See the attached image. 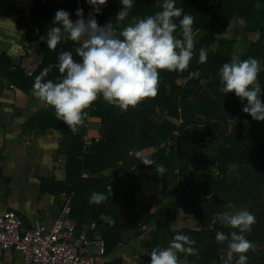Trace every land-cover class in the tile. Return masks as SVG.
Instances as JSON below:
<instances>
[{
	"label": "trees",
	"instance_id": "trees-1",
	"mask_svg": "<svg viewBox=\"0 0 264 264\" xmlns=\"http://www.w3.org/2000/svg\"><path fill=\"white\" fill-rule=\"evenodd\" d=\"M161 2L162 0H134L128 15L142 18L147 14H154L161 10ZM90 6L92 5L86 3V0H34L32 17L37 22L41 20L38 24L40 37L44 35L46 39L47 30L53 26L52 19L57 9L68 10L70 18L76 19V8H83V15L87 17ZM175 6L181 7L185 13L194 17V30H206L194 44V54L188 67L183 71L159 69L157 94L143 98V108L135 115V109L129 106L122 114L105 116L100 113L105 105L99 102L98 97L92 101L89 108L83 111L101 115V137L97 141L94 139L82 158H78L83 144L78 141V134L73 135L70 143L75 142V147L73 151L66 153V178L56 180L53 177H39L40 191L53 195L73 192L75 197L80 198L79 207L72 209L70 216L76 218L78 224L96 221L104 236L105 252H109L116 245L121 230L155 225L158 230L166 231L172 236L176 232H182L192 238L194 233H199L200 237L194 240L195 243L203 244V248L192 257H200L203 264H207L208 257L212 254L216 257L217 264H220L221 258L224 257L215 254L214 242L205 238H210L217 230L226 234L238 230L219 221L209 227L213 214L226 210L229 202L236 208L247 207L256 217L251 231L246 232V238L255 245L254 249L246 253L247 264H264V119H253L249 113L242 110L243 104L247 102L246 98L242 101L233 91L223 93L220 90L218 69L224 62L230 61L233 40L218 39L216 49L207 53L206 61L198 62V50L208 47L215 40L214 31L225 29L233 18L238 17L242 19L248 32L257 33L254 39H249L247 50L240 58L256 57L264 63V0H204L201 4L199 0H176ZM121 7L119 0H107L106 4L101 6L100 24L111 21L116 27L121 21L116 22L115 14ZM175 19L178 23L179 18ZM79 46L80 43L66 39L58 42L54 49H50L46 41L40 39L43 56L34 72L26 75L17 67L8 73L7 77L17 87L29 91L27 85L32 87L35 76L43 68L52 65L44 79L56 80L63 76L57 67L58 53L69 50L72 51L73 58L79 60L80 57L75 52ZM190 71H198L197 76L190 77L183 85L177 84L176 78L188 76ZM257 78L261 84L260 95L264 100V68L258 72ZM199 79L207 81L200 85ZM166 84L170 88L167 93ZM153 107H159L171 117H181L182 122L177 126L164 119L159 125H155L146 119ZM222 109L230 111L223 113ZM196 114L202 117V125L196 120ZM135 118L140 122L136 124ZM229 119H234L236 123L227 131L221 123ZM60 122L64 123L62 120ZM190 123H193L192 126L186 127ZM206 135H211L210 143L216 137L221 138V141L215 150L199 160V151L207 145ZM167 141L173 142L174 145L160 146L149 154L156 163L165 166L166 171L163 174H156L154 165H145L141 162V157L129 154L132 148L140 149ZM231 154L239 155L234 161L237 174L227 175L226 165L231 163ZM111 167H117L118 172L110 182V188H107L108 178L103 175L96 178L80 176L82 169L99 173ZM213 167H218L224 172L219 179L212 176ZM172 174H175L176 179L173 183ZM4 179L7 184L8 178ZM111 188L114 193L122 194L121 200H110L108 191ZM146 189L150 195L170 199L163 208L153 212H150L151 203L143 201L138 213L123 221L120 213L125 204L134 202L136 191ZM93 191L104 192L107 199L101 203H90L89 196ZM209 195L211 198H208ZM197 207L202 209L205 219L202 230L171 228V222L181 210H193V217L196 218ZM102 214L112 217L113 223H104ZM154 245H159L156 239ZM220 246L225 248L227 241H220ZM149 259L148 256L147 261Z\"/></svg>",
	"mask_w": 264,
	"mask_h": 264
},
{
	"label": "crops",
	"instance_id": "crops-1",
	"mask_svg": "<svg viewBox=\"0 0 264 264\" xmlns=\"http://www.w3.org/2000/svg\"><path fill=\"white\" fill-rule=\"evenodd\" d=\"M40 1L44 2L45 0ZM56 1L62 2L63 0ZM203 2L204 0H199V4ZM33 3L34 0H0V208L8 207L15 210L22 217L26 226L49 222L57 215L61 205L66 201L72 209L79 207L80 198L75 197L73 192L58 195L42 193L38 178L53 177L56 180L66 178V153L73 151L75 147V142L70 143L73 135L78 134V141L83 144L78 158H82L94 139L97 141L101 137V115L89 114L88 112L84 123L77 126V129L73 131L65 123L61 124L56 117L53 106L33 95L32 87L24 82L29 89L27 91L17 87L8 79L7 74L17 67L22 69L23 74L29 75L42 61L43 52L40 49V32L38 29L41 20L37 22L32 17ZM92 7H89V12ZM100 13H93L98 24H100ZM133 17L135 16L128 15L116 25L118 33L124 25L133 22ZM240 20L242 19L235 17L225 29L215 30L213 33L215 40L208 47H205L207 53L214 51L218 39L222 38L233 40L234 47L231 57L239 49L238 53L241 57L247 50L249 39L254 38L250 37L251 33L244 28L243 22ZM196 31L199 36L195 43L206 33V30L203 29ZM76 42L81 43L80 41ZM258 59L261 61L260 58ZM197 73L198 71H190L188 76L176 78V82L183 85L190 77L197 76ZM206 81V79H199L198 82L203 85ZM165 87L166 93L169 92V85L166 84ZM98 100L105 105V108L100 111L102 115L108 116L109 114H122L124 112L118 106L107 103L100 95H98ZM89 106L90 104L86 108L88 109ZM132 107L135 109L133 111V115H135L143 108L142 101ZM195 118L202 125L204 122L202 117L196 114ZM146 119L155 125H159L164 119L175 123L177 126L182 122L181 117H171L163 113L159 107H153ZM138 122L140 120L135 118V123ZM191 124L193 123L186 127L192 126ZM210 138L211 135L205 136L207 145L198 153L199 160L204 159L210 153L208 148V145L212 144L209 142ZM169 145H174V143L167 141L140 149L132 148L129 154L135 155L137 151L140 154L137 157L143 158L156 151L160 146L167 147ZM117 172V167H111L99 173L82 169L80 176L96 178L103 175L109 181L110 178L114 180ZM4 177L8 178L7 184ZM108 196L110 200L118 201L121 200L122 194L114 193L111 188L108 191ZM133 199L134 202H127L120 213L123 221L138 213L143 201L151 203L150 212H153L163 208L170 198L163 199L159 195H150L146 189L136 191ZM73 219L77 222L76 218ZM101 219L109 225L113 223V218L109 215L102 214ZM94 222L96 223V221ZM204 223V217L199 223L192 214L181 210L176 219L171 222V228H189L199 231L202 230ZM97 227L99 229L98 225ZM158 231L155 225H141L140 227H129L121 230L118 242L112 250L105 252L101 258V264H145L144 261H147L148 258L147 250L155 247L154 243ZM163 234L162 238L165 239V242H169L173 237L166 231ZM198 237L200 234L194 233L192 239ZM205 239L214 242L215 254L220 257L225 256L227 246L222 248L220 241L216 240L215 234ZM160 241L162 242L159 244L161 247L168 245V243H163L162 239ZM192 247L200 251L203 244L197 242ZM196 254L178 251L179 264H203L200 257H192ZM3 262L4 264H24L19 251L13 248L3 251ZM207 264H217V259L213 254L208 257Z\"/></svg>",
	"mask_w": 264,
	"mask_h": 264
},
{
	"label": "clouds",
	"instance_id": "clouds-1",
	"mask_svg": "<svg viewBox=\"0 0 264 264\" xmlns=\"http://www.w3.org/2000/svg\"><path fill=\"white\" fill-rule=\"evenodd\" d=\"M107 0H86L92 5L88 16L83 8L75 9L76 19L70 18L66 9H57L52 19L53 26L47 30L48 48L54 49L58 42L66 39L80 41L75 49L80 59L73 58L72 51L58 53V70L63 76L44 79L52 65L43 68L35 76L32 85L33 95L53 106L56 117L73 131L84 123L87 113L83 111L98 95L109 103L127 110L145 97H154L158 91L159 69L168 71L185 70L191 58L199 33L193 28L194 17L177 7L176 0H162L161 10L154 14L133 17V22L119 29L111 21L98 24L93 13H99ZM122 7L116 12L119 23L128 16L134 0H119ZM175 18H179L178 23ZM179 30V32H177ZM207 50H198V62H205ZM264 68L256 57L241 59L233 55L218 69L223 93L233 91L242 101V110L253 119H264V100L261 98V84L258 72ZM145 165H154L156 174H163L166 168L156 163L150 155L141 159ZM208 198H211L209 195ZM104 192L93 191L90 203L106 200ZM182 214H184L182 212ZM219 223L238 229L225 233L217 230V241H227V252L220 264H247V252L255 245L246 238V232L256 222V217L247 207H234L230 202L226 210L213 214L209 224ZM154 227V226H153ZM195 240L182 232L174 233L168 245H157L147 250L148 264H179L178 251L195 254L192 247ZM235 254V255H234Z\"/></svg>",
	"mask_w": 264,
	"mask_h": 264
},
{
	"label": "built area",
	"instance_id": "built-area-1",
	"mask_svg": "<svg viewBox=\"0 0 264 264\" xmlns=\"http://www.w3.org/2000/svg\"><path fill=\"white\" fill-rule=\"evenodd\" d=\"M71 210L66 201L49 222L26 226L15 210L0 208V264L8 248L19 251L24 264H101L104 236L94 221L78 224Z\"/></svg>",
	"mask_w": 264,
	"mask_h": 264
},
{
	"label": "rangeland",
	"instance_id": "rangeland-1",
	"mask_svg": "<svg viewBox=\"0 0 264 264\" xmlns=\"http://www.w3.org/2000/svg\"><path fill=\"white\" fill-rule=\"evenodd\" d=\"M257 3V2H256ZM257 5H259V3H257ZM236 20H239V19H236ZM240 22H242V20H240ZM251 33V32H250ZM257 36V33L256 32H252L251 34H250V37L251 38H255ZM247 46V45H246ZM233 47L234 46H232V49H233ZM240 50V49H239ZM239 50H237L236 52H235V55H239ZM231 59V58H230ZM222 110H224V109H222ZM229 111H230V109H229ZM228 110L227 111H225L224 110V112L223 113H228L229 112ZM236 122L234 121V119H229V120H227V121H224L223 123H221L222 125L221 126H223V127H225L226 128V130L227 131H229L231 128H233V126H234V124H235ZM248 139H250V138H247V140ZM220 141H221V138L219 139V138H213L212 139V144H209L208 145V148L210 149V152L211 151H213V150H215L216 148H217V146L219 145V143H220ZM204 149V148H203ZM201 151H199V153H200ZM238 156L239 155H237V154H231V155H229V157H231L232 159H231V163H228L227 165H226V171H225V174H227V175H230V174H237L236 173V163L234 162L237 158H238ZM211 174H212V176L214 177V178H216V179H219L223 174H224V172H221L220 171V168H218V167H213L212 169H211ZM172 181H171V183H173V182H175V174H172ZM197 209V212H198V216L195 218V219H197L198 221H199V223H201L202 222V209L201 210H199L198 209V207L196 208ZM185 211H187L188 212V214H192V216H194V211L193 210H185ZM199 225V224H198ZM164 233V231H162L161 229H159V231L157 232V234H156V241L159 243V244H161L162 242L160 241L161 239L163 240V243H168V242H165V239L164 238H162V236L164 235L163 234ZM161 238V239H160ZM225 252H227V251H225Z\"/></svg>",
	"mask_w": 264,
	"mask_h": 264
}]
</instances>
